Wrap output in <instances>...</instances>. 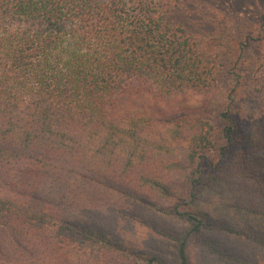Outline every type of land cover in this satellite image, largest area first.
Here are the masks:
<instances>
[{
    "label": "trees",
    "instance_id": "1",
    "mask_svg": "<svg viewBox=\"0 0 264 264\" xmlns=\"http://www.w3.org/2000/svg\"><path fill=\"white\" fill-rule=\"evenodd\" d=\"M204 6L0 0V264H264V14L205 46Z\"/></svg>",
    "mask_w": 264,
    "mask_h": 264
},
{
    "label": "rangeland",
    "instance_id": "2",
    "mask_svg": "<svg viewBox=\"0 0 264 264\" xmlns=\"http://www.w3.org/2000/svg\"><path fill=\"white\" fill-rule=\"evenodd\" d=\"M206 6L203 17L209 23L204 29L193 30L197 38L203 44H215L212 36L219 31V27L228 24H249L256 29L261 24V16L264 14V0H205ZM244 22V23H242ZM257 33H255L256 35ZM264 47L259 42L253 44V48L245 52L238 66L241 73L240 83L235 90L233 112L238 121V134L240 135L253 117L261 114V94L256 91L259 87L258 77L264 74L261 66L259 48ZM257 69V70H256Z\"/></svg>",
    "mask_w": 264,
    "mask_h": 264
}]
</instances>
